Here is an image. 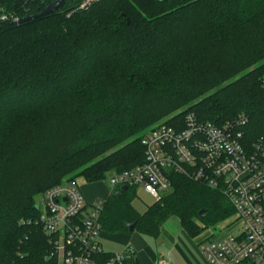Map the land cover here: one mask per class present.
<instances>
[{"label":"trees","instance_id":"16d2710c","mask_svg":"<svg viewBox=\"0 0 264 264\" xmlns=\"http://www.w3.org/2000/svg\"><path fill=\"white\" fill-rule=\"evenodd\" d=\"M52 1L0 0V264H59L38 196L142 164V137L163 118L194 112L220 125L244 114L247 138L264 136V0H66L14 21ZM171 178L142 214L136 186L113 190L102 230L136 222L157 237L176 215L196 236L235 214L221 191Z\"/></svg>","mask_w":264,"mask_h":264},{"label":"built area","instance_id":"2783aa9c","mask_svg":"<svg viewBox=\"0 0 264 264\" xmlns=\"http://www.w3.org/2000/svg\"><path fill=\"white\" fill-rule=\"evenodd\" d=\"M95 1L83 0L81 7ZM247 121L241 114L217 125L188 112L172 124L156 123L141 140L144 162L114 173L109 186L112 192L124 185L142 187L158 201L171 191V175L177 173L221 191L235 209L241 231L203 244L208 263L264 264V136L248 139ZM105 202L87 203L78 178L65 179L38 196L39 221L54 237L52 255H58L60 264H100L95 256L104 253L98 236ZM126 259H135L133 248L113 253L105 264Z\"/></svg>","mask_w":264,"mask_h":264},{"label":"rangeland","instance_id":"374dc122","mask_svg":"<svg viewBox=\"0 0 264 264\" xmlns=\"http://www.w3.org/2000/svg\"><path fill=\"white\" fill-rule=\"evenodd\" d=\"M178 112H180V110ZM168 118L169 116L161 119L160 121L167 120ZM78 179L79 183L84 180L82 177ZM106 187H110L109 179L103 180L102 182H96L93 185L94 191L99 193L105 191ZM135 189L136 193L132 198V205L136 211L142 214L156 200L142 187L136 186ZM81 190L83 195L85 194L87 197L88 192L82 188ZM240 231L241 222L234 214L232 217L226 219L225 222L217 224L216 226H210L204 229L200 236L192 238L184 231L179 217L173 215L162 225L161 233L158 237L147 235V238L149 239L156 253L161 254H159L161 257L168 258V252L171 251L174 264H209L208 260H206L202 255L201 245L207 243L209 240H218L231 234L237 235ZM132 232H129L128 235H130ZM109 234L110 233H107L105 230H101L99 232L98 237L103 244L104 250L112 253L124 251L127 244V238H124L123 236H127V233L125 232L124 235L121 233L119 235H112L111 233L110 236L107 237ZM112 236H116L117 238H112ZM142 236L145 237L146 235L142 234ZM175 244L180 246V249L183 251L182 254L180 251L175 249ZM188 259L190 261H188ZM60 263L61 262H59V264Z\"/></svg>","mask_w":264,"mask_h":264},{"label":"crops","instance_id":"0c3cea01","mask_svg":"<svg viewBox=\"0 0 264 264\" xmlns=\"http://www.w3.org/2000/svg\"><path fill=\"white\" fill-rule=\"evenodd\" d=\"M83 178V177H82ZM83 181V183H82ZM80 182V186L82 189L86 190L88 192V195L86 197L85 195V199H86V202L87 203H92L94 202L95 200L97 199H105L107 200V198L111 195L112 193V190L111 188L109 187H106L105 188V191H103L102 193H99V192H95L94 191V188H93V185L96 183V182H88L87 180H82ZM97 182H102V181H97ZM225 222V221H224ZM220 224V223H219ZM162 228V227H161ZM184 228V227H183ZM184 231L187 233V235H189L190 237L192 238H195V237H198L201 235V232L200 234L196 235V236H192L190 235L184 228ZM107 233H112V235L116 234V235H119L120 233L122 235H124L123 232H108ZM127 236H123L124 238L126 237L127 238V244H126V247H125V250L129 247L133 248L134 251H135V259L140 263V264H159V261L160 260H167L169 261L171 264H174V259H173V256L171 255V251L168 252V258H165V257H161L160 253H156V251L154 250V248L152 247L149 239L147 238L148 236L146 235L145 237L142 236V233L140 234V232L138 233V231H133L132 233L129 234V232L127 231ZM161 233V231H160ZM107 235V237L110 236ZM145 235V234H144ZM160 235V234H159ZM158 235V236H159ZM157 236V237H158ZM153 237V236H152ZM112 238H117L116 236H112ZM219 240V239H218ZM100 242V245L101 247L103 248L104 250V247H103V244L102 242L99 240ZM205 244V243H204ZM203 245V244H202ZM202 245H201V252H202ZM175 249L177 251H180V253L182 254L183 251L182 249H180V246L175 244ZM105 253H108L107 251L104 250ZM109 253H112V252H109ZM115 253V252H114ZM113 254V253H112ZM160 254V255H159ZM202 255L203 257L207 260L206 256L204 255V253L202 252ZM188 261H190L188 259Z\"/></svg>","mask_w":264,"mask_h":264},{"label":"water","instance_id":"95a60500","mask_svg":"<svg viewBox=\"0 0 264 264\" xmlns=\"http://www.w3.org/2000/svg\"><path fill=\"white\" fill-rule=\"evenodd\" d=\"M65 1L66 0H54L50 4H48V6L43 11H41L40 13L34 14V15H30V16H27V17H24V18H21V19H18L17 23H22L24 21H27V20H30V19H35V18H38L40 16L52 13L55 10H57L58 8L62 7L64 5ZM126 188H127V185H124V186H122L121 189L124 190ZM120 194H121V192H117L116 193L117 196H120ZM203 212H204V210L201 211V213H203ZM135 225H136V222L130 223L128 225V232L134 231L135 230Z\"/></svg>","mask_w":264,"mask_h":264}]
</instances>
